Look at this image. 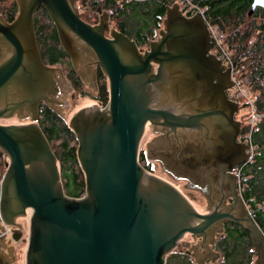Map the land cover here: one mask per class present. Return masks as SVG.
<instances>
[{"label": "water", "instance_id": "water-1", "mask_svg": "<svg viewBox=\"0 0 264 264\" xmlns=\"http://www.w3.org/2000/svg\"><path fill=\"white\" fill-rule=\"evenodd\" d=\"M17 3L14 20L0 15V148L9 158L0 216L14 227L18 243V219L31 209L26 264H166L168 253L190 245L186 236L213 243L225 223L249 232L254 264H264L263 230L233 172L250 158V147L238 138L242 121L238 102L228 96L230 66L211 52L204 15L168 5L159 36L141 49L116 28L106 35L107 11L92 24L74 0ZM42 5L73 65L80 67L83 50L92 51L108 79L104 106L78 93L66 110L86 181L80 197L66 193L60 163L38 122L39 103L59 91L64 77L61 67L42 59L35 25ZM258 6L264 0H253L249 15ZM16 111L27 112L22 117L30 121L6 124L13 120L3 119ZM141 148L153 172L141 163ZM200 190L208 191L209 206ZM7 238L1 229L0 264H16ZM193 255L204 264L220 252Z\"/></svg>", "mask_w": 264, "mask_h": 264}, {"label": "trees", "instance_id": "trees-1", "mask_svg": "<svg viewBox=\"0 0 264 264\" xmlns=\"http://www.w3.org/2000/svg\"><path fill=\"white\" fill-rule=\"evenodd\" d=\"M7 0H0L2 3ZM81 3L84 10L78 9L82 19L90 23L98 22L101 13L109 12L110 19L118 30L133 38L139 46L148 45L156 38L163 26L166 8L174 0H74ZM208 7L206 16L218 22L226 31L233 58L239 64L247 82L259 90L258 107L264 110V7L258 6L249 15L253 0H197ZM6 8V7H5ZM4 9V7H3ZM0 14L8 21L14 20L18 13L17 0H13ZM36 33L42 53L48 61L63 60L67 53L62 47L57 28L42 5L35 14ZM94 98L101 105L109 100L107 83H103ZM45 118L40 126L52 144L53 150L61 164L64 188L69 196L80 197L86 191L84 173L77 158L76 135L69 123L56 112L44 110ZM239 119V118H238ZM254 140L260 146V154L252 161L241 163V194L244 201L255 209L254 219L264 233V121L255 133ZM59 141L55 146L54 142ZM4 155L0 149V156ZM140 160L149 171H154L152 162L145 152L140 153ZM5 162L0 161V173ZM3 170V171H2ZM189 188V187H186ZM190 189V188H189ZM192 190V189H191ZM217 249L221 253L219 264H253L256 253L250 234L239 224L227 223L224 236L218 241ZM166 264H195L185 250H173L166 256Z\"/></svg>", "mask_w": 264, "mask_h": 264}, {"label": "flooded vegetation", "instance_id": "flooded-vegetation-1", "mask_svg": "<svg viewBox=\"0 0 264 264\" xmlns=\"http://www.w3.org/2000/svg\"><path fill=\"white\" fill-rule=\"evenodd\" d=\"M0 15H2V14H0ZM98 22H99V20H98ZM98 22H96V23H98ZM96 23H93V24H96ZM111 28L118 29L116 26L113 25V23L110 19V14H109V26L105 30L106 35H108V36L110 35ZM38 45L40 48V52H41L43 61L49 66L61 67L63 69V72H64V77L61 79L59 91L57 93H55L54 95H50L49 101L42 100L39 103V116H38L39 124L45 118L44 110L46 108L52 112H56L62 118H65L66 110L69 108L72 99H74L78 93H80V94L84 93L85 95L91 94L92 96H94L95 93H97L99 91V89L103 83L106 82L108 85L107 76L103 72L101 66L97 63V59H96L95 55L92 53V51L83 50L84 51V58L80 64V67L76 68L73 65L72 59L68 54L63 60H60L57 62L48 61L47 59H45V57L42 53V48H41V45L39 43V40H38ZM148 46H149V44L139 46V47L141 49H146V48H148ZM0 57L4 58L3 55H0ZM108 89H109V87H108ZM93 99L95 100L94 103L101 105L98 102V100H96L95 98H93ZM101 106H104V105H101ZM24 113H27V112L16 111V112H14L13 116H11L8 119H3V120H9V119L13 120V121L6 123V124L23 123V122L30 121L29 117H22V115H24ZM156 135H158V134L154 132V136H156ZM159 164L162 167L161 163H159ZM179 181H184V186L188 187L189 183L187 180H181L180 179ZM200 192L206 197L207 202H208V206H209L210 204H209L208 198H210V196H209L208 191L200 190ZM19 222H21V220H19ZM226 224L227 223L224 224V227L226 226ZM13 228L14 227L11 226L12 232H13ZM1 229H4V225H3L2 221L0 220V230ZM215 236H216V239L213 243L209 242V240H211V237L210 238L209 237L192 238L189 236L188 239H186V240L190 241V245L189 246H180V247H178V250H185V251H188L190 254L195 253V254L202 255L204 257L211 250L218 251L217 244H218V241L222 238V236H224V231L223 232H217ZM23 237L24 236H22V238ZM7 239L9 241V243H12L9 238H7ZM187 248H189V249H187ZM220 258H221V253H220V256L215 261H213L211 259H207V261H205L204 264H219ZM12 263H13V260H12Z\"/></svg>", "mask_w": 264, "mask_h": 264}, {"label": "built area", "instance_id": "built-area-1", "mask_svg": "<svg viewBox=\"0 0 264 264\" xmlns=\"http://www.w3.org/2000/svg\"><path fill=\"white\" fill-rule=\"evenodd\" d=\"M180 6V9L184 14L191 16L196 12H200L204 15L205 20L208 24L211 40H212V49L213 52L223 63L224 67L227 68L230 66V71L233 79V86L228 89V96L238 102L239 108L237 110L241 111L242 115L245 118L242 121V130L239 134V140L241 142L246 143L250 147V158L246 161H252L258 154H260V146L254 140L255 133L258 132L261 128V123L264 121V110H261L258 107V100L260 98L259 90L255 89V86L247 82L243 76V72L233 58V50L229 47L226 42L227 34L224 29H222L221 25L214 21L211 18L206 16V10L208 7H204L200 5L197 0H174ZM76 4V2H75ZM77 9L84 10V7L81 3L76 4ZM245 161V162H246ZM242 167L239 164L233 172L238 176V189L241 193V170ZM3 177V174L0 173V178ZM1 181V179H0ZM246 208L249 214L254 217L255 209L252 208L249 202L245 201ZM259 208H264V203L260 204ZM0 220L2 221L5 232L10 236L12 243H17L13 239V232L11 229V225L6 224L1 216ZM23 224V236L25 239H28L29 236V220L30 213L27 210V215L21 217L20 219Z\"/></svg>", "mask_w": 264, "mask_h": 264}, {"label": "rangeland", "instance_id": "rangeland-1", "mask_svg": "<svg viewBox=\"0 0 264 264\" xmlns=\"http://www.w3.org/2000/svg\"><path fill=\"white\" fill-rule=\"evenodd\" d=\"M13 0H7L6 2H4V3H2V6L4 7V9H3V7H2V9L0 10L1 11V13L2 14H4V13H6V8H7V6L12 2ZM175 3V2H174ZM177 3V2H176ZM6 7V8H5ZM159 36V32L157 33V36H156V38ZM236 118H239V119H241V120H244V122H245V118H244V116L242 115V113H241V111H238L237 113H236ZM59 143V141H55L54 142V145L56 146L57 144ZM72 144H77V146H78V141L76 142V141H73L72 142ZM1 149V148H0ZM2 150V149H1ZM3 152V151H2ZM141 152H145L142 148L140 149V153ZM4 154V153H3ZM1 159H2V161L3 162H5L4 163V165H5V167H4V171L2 172V174L4 175V172H5V170H6V168H7V164H8V162H9V158H8V156H6L5 154L4 155H2V156H0V161H1ZM60 163V162H59ZM141 163H142V161H141ZM143 164V163H142ZM80 165V164H79ZM144 165V164H143ZM81 167V166H80ZM60 169H62L61 168V164H60ZM82 169V168H81ZM1 172V171H0ZM61 173H62V170H61ZM85 177V176H84ZM0 179H2V178H0ZM85 194V193H84ZM83 194V195H84ZM82 195V196H83ZM29 231V230H28ZM188 237L189 236H186L185 237V239H188ZM14 245H15V256H16V264H26V250H27V245H28V242H27V240H25V237H23L22 238V240H20L18 243H14ZM175 250H178V248H176ZM169 254V253H168ZM167 256V255H166Z\"/></svg>", "mask_w": 264, "mask_h": 264}, {"label": "crops", "instance_id": "crops-1", "mask_svg": "<svg viewBox=\"0 0 264 264\" xmlns=\"http://www.w3.org/2000/svg\"><path fill=\"white\" fill-rule=\"evenodd\" d=\"M189 249V248H188ZM216 251V250H215ZM187 252V254H189L191 257H192V259H193V261L195 262V264H198V262L196 261V257L193 255V254H190L188 251H186ZM256 253V252H255ZM256 256H257V254H256ZM256 256H255V259H256ZM207 259H210V258H207ZM207 259L205 260V261H207ZM255 259H254V261H255ZM205 263V262H204ZM253 264H254V262H253Z\"/></svg>", "mask_w": 264, "mask_h": 264}, {"label": "bare ground", "instance_id": "bare-ground-1", "mask_svg": "<svg viewBox=\"0 0 264 264\" xmlns=\"http://www.w3.org/2000/svg\"><path fill=\"white\" fill-rule=\"evenodd\" d=\"M28 212H29V213H30V215H31V212H32V211H31V209H28Z\"/></svg>", "mask_w": 264, "mask_h": 264}]
</instances>
